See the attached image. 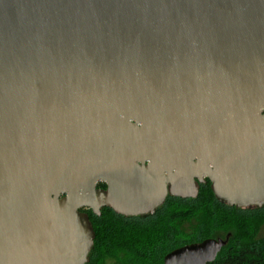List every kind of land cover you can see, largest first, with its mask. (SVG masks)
I'll list each match as a JSON object with an SVG mask.
<instances>
[{
    "label": "water",
    "instance_id": "95a60500",
    "mask_svg": "<svg viewBox=\"0 0 264 264\" xmlns=\"http://www.w3.org/2000/svg\"><path fill=\"white\" fill-rule=\"evenodd\" d=\"M207 179L264 206V0H0V264H86L82 208L153 214Z\"/></svg>",
    "mask_w": 264,
    "mask_h": 264
},
{
    "label": "trees",
    "instance_id": "16d2710c",
    "mask_svg": "<svg viewBox=\"0 0 264 264\" xmlns=\"http://www.w3.org/2000/svg\"><path fill=\"white\" fill-rule=\"evenodd\" d=\"M86 212L95 231L86 264H163L178 247L227 236L209 264H264V206H231L219 200L209 180L197 197L168 195L153 214L126 216L109 206L101 215Z\"/></svg>",
    "mask_w": 264,
    "mask_h": 264
},
{
    "label": "flooded vegetation",
    "instance_id": "af4514ba",
    "mask_svg": "<svg viewBox=\"0 0 264 264\" xmlns=\"http://www.w3.org/2000/svg\"><path fill=\"white\" fill-rule=\"evenodd\" d=\"M207 180H209V179H207ZM210 181V180H209ZM107 187H108V184L106 183V182H104V181H99L98 182V185H97V188L98 189H107ZM170 195V194H169ZM89 209H91V208H82V210L83 211H87V210H89ZM92 210V209H91ZM93 211V210H92Z\"/></svg>",
    "mask_w": 264,
    "mask_h": 264
},
{
    "label": "rangeland",
    "instance_id": "374dc122",
    "mask_svg": "<svg viewBox=\"0 0 264 264\" xmlns=\"http://www.w3.org/2000/svg\"><path fill=\"white\" fill-rule=\"evenodd\" d=\"M245 208H247V207H245ZM253 208H255V207H253ZM261 234L264 235V230L261 231Z\"/></svg>",
    "mask_w": 264,
    "mask_h": 264
}]
</instances>
